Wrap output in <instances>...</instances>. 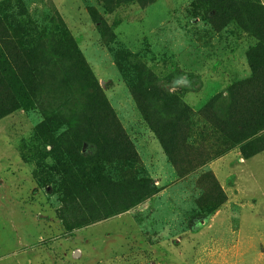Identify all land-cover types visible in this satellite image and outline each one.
Listing matches in <instances>:
<instances>
[{"label":"rangeland","instance_id":"obj_1","mask_svg":"<svg viewBox=\"0 0 264 264\" xmlns=\"http://www.w3.org/2000/svg\"><path fill=\"white\" fill-rule=\"evenodd\" d=\"M84 1L114 38L97 31L83 0H21V21L30 19L29 32L49 34L60 28L58 18L64 23L66 37L76 43L159 192L130 211L66 232L55 214L58 194L36 186V161L24 163L20 154L41 120L39 112L15 111L0 118V264H264V151L245 159L234 145L206 167L227 201L196 226L190 218L203 196L196 186L200 170L176 176L115 63L123 48L194 110L213 97L223 107L232 83L249 75L246 35L233 28L223 31L221 41L196 43L205 24L191 18V0H154L143 8L125 4L110 14L99 0ZM230 31L238 35L227 36ZM226 145L231 142L219 146Z\"/></svg>","mask_w":264,"mask_h":264},{"label":"trees","instance_id":"obj_2","mask_svg":"<svg viewBox=\"0 0 264 264\" xmlns=\"http://www.w3.org/2000/svg\"><path fill=\"white\" fill-rule=\"evenodd\" d=\"M20 1L0 0V118L18 110L39 112L41 120L20 154L24 163L36 161V186L50 187L58 194L54 208L63 229L71 233L153 199L159 189L76 43L66 37L64 23L58 18L56 34L29 32L30 19L21 21L24 10ZM153 1L99 0L105 14L125 4L137 3L143 8ZM191 2V18L205 24L195 34L196 43L221 41L223 31L233 28L248 40L249 75L232 83L223 107L213 97L194 110L123 48L115 63L176 176L200 170L202 180L196 186L203 196L195 200L198 210L190 221L196 220L201 227L227 201L206 167L236 148L234 145L245 159L264 151V145L257 143L264 142V135L258 134L264 130V5L260 0ZM87 3L97 31H108L114 38L103 17ZM225 34L238 35L234 31ZM50 47L58 50L51 52ZM221 142L231 145L219 146Z\"/></svg>","mask_w":264,"mask_h":264},{"label":"crops","instance_id":"obj_3","mask_svg":"<svg viewBox=\"0 0 264 264\" xmlns=\"http://www.w3.org/2000/svg\"><path fill=\"white\" fill-rule=\"evenodd\" d=\"M218 161V160H217ZM216 162V161H215ZM215 162H213V163H211V165L209 166L210 168L212 167V165L215 163ZM212 171V170H211ZM213 172V171H212ZM214 173V172H213ZM214 175H215V173H214ZM221 258V257H220ZM216 261V260H215ZM215 261H213V262H215ZM216 263V262H215Z\"/></svg>","mask_w":264,"mask_h":264}]
</instances>
